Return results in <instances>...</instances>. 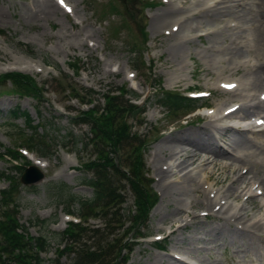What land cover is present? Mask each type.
<instances>
[{
	"label": "rangeland",
	"instance_id": "374dc122",
	"mask_svg": "<svg viewBox=\"0 0 264 264\" xmlns=\"http://www.w3.org/2000/svg\"><path fill=\"white\" fill-rule=\"evenodd\" d=\"M66 1L73 8L72 14H68L60 8V11L55 15L53 13L47 17L38 11L34 0H0V28L5 30V33L0 36V75L13 71L31 74L43 90V98L36 99L9 92L11 83L8 80L0 84V202L2 190L9 186L7 175L13 179L20 177L19 168L24 165L28 166L27 162L33 164V158H38L36 154L30 152L26 155L27 157H22L18 162H12L5 156V153L8 149H15L18 145L23 144L21 135L31 136L33 130L30 125L43 124L44 134H47L50 139L48 144L52 154L48 158L41 159L47 163L46 167L41 168L45 173V178L31 186L19 181L14 198L18 202V218L21 223L29 226V235H46L49 238L50 248L47 252L42 253L46 258L45 264L74 263L75 253L65 250L66 240H60L58 235L68 228L70 221L82 220L81 223L88 228H103L105 226V219L100 215L81 216L82 219L74 215L75 217L70 221L66 216V201L70 199L71 195L82 198L93 197L94 190L85 184V180L94 176V172L85 167V164L95 159L96 154L93 145L82 149L81 142L92 137L90 125L76 123L72 120L81 110H86L94 105L85 106L81 103V98H74V90L71 93L65 90L64 84H62L64 81H68L77 88L81 96L84 95L81 87L95 90L96 104L103 105L104 94L118 90V88L132 89L141 96L138 102L146 101L144 123L140 125L139 122L133 121V124L134 130L146 134V139L149 142L147 149L142 151V157L147 173L152 180L151 187L157 195V203L140 230L144 235H150V238L141 240L139 243L135 241L131 250H125L123 255L127 256V260L123 264H182L173 258L171 255L173 252L183 253L188 260H195L200 264H264L263 240H258L257 237H241L240 235L237 236L238 239L234 240L226 238L225 232L231 233L230 230L233 229L227 227V220L220 219V216L228 214L215 211L211 212L216 213L214 217L201 215L207 207L201 204L202 194L205 191L203 187L207 185L203 175L208 173L211 175L215 188L223 191L221 196L230 185L232 186L230 187L233 189L231 193L234 194L231 195L228 204L232 201L237 203L239 210L242 207H249V210L240 212L247 216V219L253 213L263 209L264 204L262 205L263 201L260 198H250L251 200L242 198L245 191L242 192L244 186L240 187V180L232 183L233 179L242 173L240 172L242 167L232 168V170L224 166L232 164L233 167H236L240 163L222 158L215 167L212 164L201 167L203 160L210 157V154L203 150L195 151L189 141H186L188 143L185 144L176 138L189 130L202 131L208 120L204 117L206 111L200 110L196 115L184 116L182 119L167 116L166 109L161 105L155 93V88L159 87L158 82L161 80V85L166 90L187 93L193 88L212 92V96L205 99V102L215 109L223 110L226 106L241 104L244 101L242 99L245 98L247 101L250 98L249 95L254 98V100L249 99L251 106L257 105L256 102L259 100L264 104L260 98L261 90L258 89L259 96L256 94L257 91L253 95V91H250L253 88L248 86L259 64L264 62V48L258 49L257 43L253 42V28L244 19L245 13L248 12L247 6L244 4L235 5L232 3L233 1L230 2L231 4L227 3L226 7H220L217 10L225 11L233 8L232 12L222 16V20L212 21L211 25L203 24L204 27L193 16L195 13L205 10L207 0H169L181 10L182 15L179 14L178 20L182 18V21L189 16L193 18L194 22L190 23L194 27L196 26L195 30L189 28L186 30L185 27L180 29L182 36H188V42L183 41L188 46L179 57H176L171 54L175 39L165 34L167 30H171L174 21L166 23L164 28L159 31L155 29L153 21L162 9L168 6L166 0H143L152 2V5L146 7L141 0L115 1L114 5L118 6V10L123 11L129 26H125L119 13L113 14L112 0ZM54 2L57 3V0ZM241 15L244 17L241 18ZM238 16L242 21L244 20V24L239 23L242 27L234 25L235 22L230 23L231 26L227 24L230 18L236 20ZM238 20L239 18L236 21ZM225 25L226 27H224ZM233 26L237 27L233 28ZM207 29L214 30L213 33L220 36L217 44L212 41V36L215 35L209 34ZM247 37L252 40L249 41ZM145 39L144 45L142 42ZM133 44L139 45L138 48L143 54L142 64L145 66L144 71L139 72V75L132 69L136 56L131 49ZM236 48L237 50L239 48L240 51H236ZM234 52L237 54L233 55ZM70 62H76L81 67L78 74L74 73ZM148 72L152 73L153 79L150 78ZM62 74H68L70 77L56 82L55 79L61 78ZM233 80L241 85L233 91L235 93L225 92L220 88V82ZM244 87L246 88L244 89ZM76 93L78 92L76 91ZM240 94L242 95L240 96ZM253 106L250 109H239L236 116L251 120L256 115H264L263 110L259 111ZM243 111H248V114H244ZM15 112L18 113L15 114ZM27 115L31 121L28 120ZM229 123L228 121L226 124ZM213 124L220 125L219 127L223 126V123L219 121ZM44 129L39 127L41 132H44ZM243 133L250 138L254 136H259L260 140L264 138V131L251 132L230 129L220 133L216 141L225 151L228 150L229 154L233 152L236 154L235 157L239 156L241 160L239 158L238 160L242 161L248 158L247 163L243 160L248 165L246 166L250 174L248 178L252 176L256 178L257 174L264 175V163L262 164L264 162V146L263 149H259L260 151L251 149L252 146L250 148L240 142L242 137H245ZM164 145L168 149L162 152L161 149ZM170 146L173 147L170 148ZM177 150L183 152L176 157L172 156L171 151ZM193 153H197V157L190 159ZM257 154L258 157H255ZM259 159L261 160L259 161ZM172 160L177 163H182L185 160L186 166H190H187L188 169L182 172L181 169L184 166H180L173 175L170 173L166 180L163 179L166 182H162V178L158 175L159 168L163 166V163H171ZM157 163H160V166ZM189 171L192 174L188 175V179L184 178L185 180H183L182 177ZM195 177L200 178L198 180ZM170 183L178 185L177 187L184 185L185 190L178 191L176 188L173 190L172 187L171 192H164L163 185ZM259 183L264 190V181L261 180ZM195 189L200 190L201 192H198L201 194L197 193ZM198 194L200 196L197 197ZM124 195L126 199L123 206L126 211H121L125 212V217H127L129 211L136 210L135 196L128 185ZM194 200L199 202L196 206L193 205ZM70 209L78 213L79 205L77 203L70 205ZM196 215L197 217H195ZM38 218L49 220L47 229L39 224H30V221L37 224ZM184 221L190 222L189 225L181 226ZM120 226V229L116 231L118 238L126 236L124 229L128 231L130 223L127 222L122 227ZM256 226L259 225L256 224ZM261 226L264 229V226ZM261 226L258 227L260 230H262ZM173 230L174 232L170 234ZM132 232H134L133 227L129 229V240H131ZM162 237L167 238L161 242L164 247L163 251L153 244L155 239ZM83 241L87 243L86 247L93 245L94 239L85 236ZM250 242L253 245L250 246ZM62 250L63 252H61Z\"/></svg>",
	"mask_w": 264,
	"mask_h": 264
},
{
	"label": "trees",
	"instance_id": "16d2710c",
	"mask_svg": "<svg viewBox=\"0 0 264 264\" xmlns=\"http://www.w3.org/2000/svg\"><path fill=\"white\" fill-rule=\"evenodd\" d=\"M145 42L146 39L142 43ZM138 47L139 45L133 44L131 48L136 55L135 66L139 65L141 59V49ZM1 79L11 80L19 95L43 98L42 90L28 74L12 72L2 75ZM72 89L75 97L81 98L83 104L94 105L87 110H81L72 120L90 125L92 137L81 142L82 149L93 145L96 157L85 164V167L94 172V176L85 180V183L94 188L93 197L71 195L66 201V211L80 218L100 215L105 219V226L88 228L81 222H69L68 228L58 235L60 240H66L65 250L75 253L73 264H123L127 260V256L123 255L124 251L131 250L135 241L144 237L140 230L157 203V195L151 187L152 180L148 177L142 157V151L147 149L148 142L145 135L135 131L133 126V121L142 123L141 115L145 109L132 102L131 97L135 93L131 90L123 88L112 90L104 94V104L101 105L95 102V90L81 87V91L84 92L81 96L77 88ZM116 91L117 94L114 93ZM159 101L172 112L196 106L195 101L174 92L163 93ZM27 117L31 121L29 115ZM40 126L44 129L43 124L30 125L33 132L31 136H23V141L28 147L35 148L40 155L48 157L52 155L51 148L45 140L50 139L44 134L45 129L44 132L39 131ZM5 155L13 162L19 161L21 157L20 152L13 149H8ZM19 170L21 175L25 166ZM6 178L9 180V187L2 190L0 202V264H45L46 258L42 253L50 248L49 238L46 235H29V226L21 223L18 218V202L14 198L20 177L13 179L7 175ZM127 185L135 196L136 210L129 211L125 217V212L121 210L126 211L123 204ZM75 203L79 205L78 213L70 209V205ZM30 222L31 225L39 224L45 229L49 226L47 219L38 218L37 224ZM127 222L130 226L128 231L124 229L126 236L118 238L116 231L120 229V225L122 227ZM132 227L134 232L129 240V229ZM85 236L94 239L93 245L85 247L87 244L83 241Z\"/></svg>",
	"mask_w": 264,
	"mask_h": 264
},
{
	"label": "bare ground",
	"instance_id": "6f19581e",
	"mask_svg": "<svg viewBox=\"0 0 264 264\" xmlns=\"http://www.w3.org/2000/svg\"><path fill=\"white\" fill-rule=\"evenodd\" d=\"M35 2H36V4H35V6L37 7V9H38V11H40V13H42V14H44V16L46 15L47 17H49L50 15H52L53 13V15H55V13H57V12H59L60 11V6L57 4V3H55L54 2V0H34ZM196 1V0H195ZM207 1H209V0H207ZM233 1V2H232ZM187 2V1H186ZM198 2V1H197ZM230 2H232V3H235V5H242V4H244V5H246L247 7L246 8H248V12L247 13H245L246 14V16H245V20H247V21H245V22H248L249 24H250V26H252V28H253V33L254 34H252L254 37H253V42L256 44L257 43V47H258V49L259 48H264V0H214V2L212 3V4H209L208 6H206V8H205V10H203V11H200V12H197V13H195L194 14V16H193V18H195V19H197V21H198V23H200V24H208V25H211V24H213V23H211L212 21H218L219 19H221L222 20V16H224V15H226L227 13H231L232 12V9H228V10H225V11H221V10H217L218 8H220V7H226V4L227 3H230ZM181 3H183V2H181ZM196 3V2H195ZM203 3V2H202ZM204 4V3H203ZM231 4V3H230ZM185 5H186V3H185ZM196 5V4H195ZM199 5H201V4H199ZM235 5H233L234 7H235ZM243 5V6H244ZM197 6V5H196ZM205 6V5H204ZM194 7V6H193ZM180 8V7H179ZM182 8V7H181ZM240 8V7H239ZM188 9V8H187ZM204 9V8H203ZM244 9V8H243ZM34 10V9H33ZM185 10V9H184ZM215 10H217V11H215ZM37 11V10H36ZM244 11V10H243ZM33 12V11H32ZM31 12V13H32ZM35 13V12H34ZM39 13V12H38ZM37 13V14H38ZM185 13H186V10H185ZM184 13V14H185ZM189 13V12H188ZM33 14V13H32ZM31 14V15H32ZM179 14H181L182 15V13H181V10L180 9H178L177 8V6L174 4V2H172V1H170L169 2V4H168V6L166 7V8H163L162 9V11L160 12V14L158 15V16H156V18L153 20L154 21V26H155V29L156 30H162V28H164V25L166 24V23H169L170 21H174V25H179V30H178V32H175V33H172V37H174L173 39H175V42H174V44H173V46H172V48H171V54L173 55V56H176V57H179L184 51H185V49H186V47L188 46V44H184L187 40H188V36H182L181 35V28H183V27H185L186 28V30H189V29H191V30H195L194 28H196V26L194 27V25L193 24H191L190 22H192V23H194L193 22V18L192 17H189V16H187V17H185L186 19H183L182 21H181V19L180 20H178V18L180 17V15ZM183 14V15H184ZM227 15H229V14H227ZM243 15H241V18H242V16ZM35 16V15H34ZM33 16V17H34ZM37 16V15H36ZM186 16V15H185ZM243 16V17H244ZM155 17V16H154ZM153 17V18H154ZM191 18V19H190ZM237 19L239 18V20L238 21H236L234 18H230L228 21H229V23H227V24H230L231 23V21H235L237 24H238V26H241L242 24L241 23H243V21H242V19H240V16H238V17H236ZM227 19V18H226ZM189 20H191V21H189ZM241 22V23H240ZM196 23V22H195ZM241 25H240V24ZM248 23H246V24H248ZM220 24V23H219ZM226 24V25H227ZM237 24H234V25H237ZM244 24V23H243ZM173 25V26H174ZM226 25L224 26V27H226ZM204 26V25H203ZM230 26H231V24H230ZM249 26V25H248ZM205 27V26H204ZM209 27V26H208ZM227 27H228V25H227ZM237 26H233V28H236ZM242 27V26H241ZM187 28H189V29H187ZM200 28V27H199ZM211 28V27H210ZM208 30V33L209 34H214L213 33V31L214 30H211V29H207ZM249 30V29H248ZM220 31V30H219ZM191 32V31H190ZM251 32V31H250ZM185 33V32H184ZM207 33V34H208ZM252 33V32H251ZM218 34V33H217ZM184 35V34H183ZM190 35V34H189ZM215 36H212V35H210V36H212V41H214L216 44L219 42V40H220V36H216V34H214ZM219 35H220V33H219ZM222 35V34H221ZM171 36V35H170ZM177 38V39H176ZM225 38V37H224ZM246 38V37H245ZM252 38V37H251ZM247 39H248V37H247ZM234 40V39H233ZM233 40H231L232 42H233ZM249 40V39H248ZM247 40V41H248ZM252 39H250L249 41H251ZM183 41H185V42H183ZM191 41V40H190ZM212 41H211V43H212ZM218 41V42H217ZM238 41V40H237ZM188 42V41H187ZM240 42V41H239ZM244 42H245V40H244ZM214 43V44H215ZM251 43V42H250ZM253 43V44H254ZM213 44V43H212ZM211 44V46H213ZM235 44V43H234ZM241 44V46H242V44H243V42L242 43H240ZM252 44V43H251ZM233 45V44H232ZM237 45H238V43H237ZM248 45L250 46V44L248 43ZM245 46H247V45H245ZM217 47V46H216ZM238 47V46H237ZM215 48V47H214ZM245 48H247V47H245ZM249 48V47H248ZM254 48H256V47H254ZM213 49V48H212ZM230 49V48H229ZM241 49V48H240ZM243 49H244V47H243ZM238 50H239V48H238ZM237 50V48H236V51H238ZM232 51V50H231ZM235 51V50H234ZM240 51V50H239ZM235 53L237 54V52H234V54L233 55H235ZM233 55H232V57H233ZM237 56V55H236ZM242 56V55H241ZM241 56H238V57H241ZM258 65V64H257ZM238 66V65H237ZM253 66H256V65H253ZM253 69H255V68H253ZM250 85H248L249 87L251 86V88H253V89H248V90H250V91H253L252 92V94L254 93V92H256L257 91V93L256 94H258V89H260L261 91H263V92H261L260 90V95L261 94H264V62L263 63H260L259 64V67L257 68V71H255L254 72V74H253V76H252V79H251V82L249 83ZM243 85V84H242ZM245 85V84H244ZM238 86H241V85H238ZM247 87V86H246ZM246 87H244V89L246 88ZM243 88V87H242ZM238 89V88H237ZM235 91V90H234ZM239 92H241V91H239ZM238 92V93H239ZM249 92V91H248ZM233 93H235V92H233ZM243 94V93H242ZM242 94H240V96L242 95ZM251 94V93H250ZM255 94V93H254ZM253 94V95H254ZM250 96V98H248V103H247V101L245 100V98L244 99H242V100H244L243 102H242V106H241V108L242 109H250V107H252L250 104H249V99H253L254 100V98H252V96L251 95H249ZM249 96H247V97H249ZM258 96H259V94H258ZM239 97V96H238ZM254 97V96H253ZM242 98V97H241ZM233 99V98H232ZM247 99V98H246ZM254 103V102H253ZM252 103V104H253ZM257 103V105H255V106H253V108H256L257 110H263L264 111V104H262V103H260V100H259V102H256ZM222 108V107H221ZM224 108V107H223ZM229 108V107H228ZM228 108H226V109H224L223 110V112H221V117L218 115V114H216L217 115V119H221V120H226L227 118H234V119H231V120H233L234 122H236V123H243L244 122V120H241V119H237L238 117H236L235 115L238 113V111H236V112H233V111H230V112H228V113H225V111L228 109ZM241 110V109H240ZM244 112V114H248V111H243ZM250 112H252V111H250ZM253 112H257V111H253ZM264 113V112H263ZM262 115V114H261ZM213 116H215V115H213ZM239 116V115H238ZM240 116H241V114H240ZM260 118H262L261 116H259V117H257L256 118V121L258 120V119H260ZM216 119V120H217ZM237 119V120H236ZM218 122V121H217ZM230 122V121H229ZM223 124H225V123H223ZM228 125V124H227ZM220 125H213L212 124V121L211 120H207V123H206V125H205V127H203V129H202V131H200V130H189V131H187V132H185V133H183L181 136H179L178 138H176V140H178V141H182V142H184L185 144L186 143H188V142H186V141H189L194 147L193 148H195L194 150L195 151H197V150H203V151H206L207 153H209L210 154V157H208V158H206V159H204L203 160V163L201 164V167H205V166H207V165H209V164H212V165H214V167H215V165H216V163L220 160V159H228V160H232V161H234V162H237V163H240L238 166H236V167H233V165L232 164H230V165H224V166H226V167H229V169L231 168H239V167H243V165L242 164H244L245 166L244 167H246V166H248V165H246V163H247V159L248 158H246V160L245 159H243L244 161H246V163L242 160V161H240L241 159H240V157L238 156V157H233L231 154H229L228 153V151L226 150H224V148L220 145V143L218 142V141H216L218 138H217V136L221 133L222 134V132H221V130H222V128H220L219 127ZM223 127L225 128V129H227V130H230V129H235V128H232V127H230V126H224L223 125ZM221 129V130H220ZM246 130H250V128H247V129H243L242 131H246ZM261 130H264V129H261ZM226 131V130H225ZM235 133V132H234ZM244 134V133H243ZM245 135V137H242V139H241V141L240 142H243V144H245V145H248L250 148H251V146H252V148L251 149H255V151H257V150H259V149H263V146H264V140H262V139H264V138H262L261 140L259 139V136H254V137H252V138H250V136H248V135H246V134H244ZM243 135V136H244ZM220 136V135H219ZM222 137V136H221ZM169 138V137H168ZM225 138V137H224ZM230 138V137H229ZM234 138V137H233ZM228 139V138H227ZM172 140V139H171ZM232 140V139H231ZM235 140V139H234ZM227 141V140H226ZM229 142V141H228ZM237 142H238V140H237ZM178 143V142H177ZM176 143V144H177ZM230 143V142H229ZM167 144V143H166ZM175 145V144H174ZM164 147V148H163ZM171 147H173V146H170V148ZM177 148H179V147H177ZM166 149H168V147L167 146H162V149H161V151L162 152H164V151H166ZM185 151V150H184ZM248 151V150H247ZM260 151V150H259ZM264 151V150H263ZM181 152H183V151H181ZM180 151L178 152V150L177 151H171V155L172 156H174V157H176V155H179L180 153H181ZM186 152V151H185ZM250 152V151H249ZM192 153V152H191ZM206 153V154H207ZM255 153V152H254ZM253 153V154H254ZM259 153H261V152H259ZM264 153V152H263ZM251 154V152L249 153V155ZM264 155V154H263ZM240 156H241V154H240ZM191 158L190 159H195L196 157H197V153H193L191 156H190ZM242 157V156H241ZM247 157V156H246ZM255 157H258V154H257V156H255ZM157 158V157H156ZM236 159V160H234V159ZM238 158L240 159V160H238ZM260 158H261V156H260ZM255 159H257V158H255ZM254 159V160H255ZM262 159V158H261ZM261 159H259V161L261 160ZM189 161V160H188ZM256 161V160H255ZM35 163L38 165V166H40L41 168H43V166H45V163H44V161L43 160H39V159H35ZM199 163H201V162H199ZM219 163V162H218ZM217 163V164H218ZM236 163V164H237ZM261 163V162H260ZM264 162H262V164H263ZM186 164H187V162L184 160L182 163H177L176 161H173L172 160V162L171 163H163V166L161 167V168H159V172H158V175L162 178V182H166V181H164V180H166V178L168 177V175L170 174V173H172V175L176 172V170L177 169H179V167L180 166H184L182 169H181V172L182 171H185V170H187L188 169V167L187 166H190V165H187L186 166ZM191 164V163H190ZM157 165H159L160 166V163H157ZM217 166V165H216ZM210 167V166H209ZM256 167V166H255ZM257 168H259L258 166H257ZM199 169H200V167H199ZM204 169H206V168H204ZM264 169V168H263ZM233 170V169H232ZM194 171V170H193ZM202 171H203V169H202ZM207 171V170H206ZM210 171V170H209ZM238 171V170H237ZM192 172V171H191ZM204 172V171H203ZM208 172V171H207ZM214 172V171H213ZM178 173V172H177ZM190 171L189 172H186L185 174H184V176L182 177L183 178V180H185V179H188L189 178V176L188 175H191L192 173H190ZM201 173V172H200ZM236 173V172H235ZM241 174V173H240ZM235 175V174H234ZM237 175V174H236ZM248 175H250L249 174V171H247V173L245 174V175H239L238 174V176L236 177V179H234L233 180V182L232 183H235V182H237L238 180H240L241 181V183H240V187L242 188L243 186V189H242V192L243 191H245L243 194L244 195H252V193H254V186H255V184H257L258 186H256L257 188H256V191L260 188L259 186H260V183H259V181H261V180H263L264 181V175L262 174H257L258 176L255 178L254 176H252V177H250V178H248ZM196 176V175H195ZM191 177V176H190ZM201 177H202V175H201ZM203 177L206 179L205 181V183L207 184L205 187H203L204 188V192H203V194H202V196H203V199H202V203L201 204H204L205 206H207L204 210H211V207H213V206H215V208L216 207H220V209H219V212H224V213H226V215L227 216H225L224 218H223V220H227V223H226V225H227V227L229 226L230 227V229H231V227H232V229L233 230H230L231 231V233L230 232H225V234H226V238L227 237H229V238H231L232 240H234V239H238V235H240L241 237H245V236H248V237H257V239L258 240H263L264 241V229H263V227L261 226V225H263L264 226V208L263 209H261V210H259L257 213L255 212V213H253L252 214V216L249 218V219H247L246 217L247 216H245L244 214H242V213H240V212H243V211H245V210H249L250 208L248 207H242V209L241 210H239L238 209V204L237 203H235V202H233L232 201V203H230V204H228V201H229V199L231 198V195L233 196V194L234 193H231V191L233 190L232 188H230V187H232L231 185H230V187L228 188V189H226V191L223 193L224 195L223 196H221L222 195V190L221 189H219V188H215V186H214V184H213V182H212V179H211V175L208 173V174H206V175H203ZM185 178V179H184ZM196 179H198V178H200V177H195ZM255 178V179H254ZM164 179V180H163ZM199 180V179H198ZM198 180H195V181H198ZM201 180H203V179H201ZM214 180V179H213ZM188 181V180H187ZM190 181H191V179H190ZM189 181V182H190ZM200 182V181H199ZM180 184H182L181 182H179ZM203 183V182H202ZM171 184V183H170ZM170 184H164L163 185V188H164V192H171V190H172V187H173V190H175V188H176V190L178 189V191H180V190H185L184 189V185H182V186H179V187H177L176 185H170ZM200 184V183H199ZM202 185V184H201ZM217 185V184H216ZM187 186V185H186ZM194 186V185H193ZM192 186V187H193ZM261 186H263V185H261ZM189 187V186H188ZM264 187V186H263ZM187 188V187H186ZM198 188V187H197ZM196 188V189H197ZM189 189H190V187H189ZM195 189V190H196ZM239 189V188H238ZM198 191H200V190H198ZM197 190H196V192L197 193H199ZM235 191V190H234ZM189 192V191H188ZM201 192V191H200ZM241 192V191H240ZM179 193V192H178ZM199 194H201V193H199ZM197 195V197L198 196H200V195ZM241 194V193H240ZM182 195V194H181ZM169 196V195H168ZM239 197V196H238ZM254 198V195H252V196H250L247 200H249L250 198ZM262 197H264V195L262 196ZM195 199V198H194ZM226 199V200H225ZM233 199V198H232ZM181 200V199H180ZM223 200H225V201H223ZM251 200V199H250ZM199 201H201V200H199ZM181 203V202H180ZM194 204V206H196L199 202H197L196 200H194V202H193ZM245 203H246V201H245ZM262 205H263V203H262ZM190 206V205H189ZM243 210V211H242ZM195 212V211H194ZM251 212H252V210H251ZM245 213V212H244ZM176 215V214H175ZM221 215H222V213H221ZM231 215V216H230ZM170 217V216H169ZM195 218V217H194ZM173 219V218H172ZM176 219V218H175ZM222 220V221H223ZM196 221V220H195ZM175 222V221H174ZM197 222V221H196ZM253 224H252V223ZM173 223V222H172ZM251 223V224H250ZM256 224H258L259 226H261L262 227V230H260L257 226H256ZM184 226L185 225H189V223H184L183 224ZM221 229V228H220ZM218 230V229H217ZM219 231V230H218ZM225 231H226V229H225ZM257 231H260V232H257ZM174 231H172L171 233H173ZM242 233V234H241ZM170 238V237H169ZM253 238V239H254ZM252 239V240H253ZM250 240V239H249ZM258 240H257V242H258ZM248 241V240H247ZM256 243V242H255ZM259 243V242H258ZM257 243V244H258ZM250 244V246L251 245H253V243H249ZM257 246V245H256ZM256 246H255V249H256ZM258 247V246H257ZM262 247V246H261ZM159 263V262H158Z\"/></svg>",
	"mask_w": 264,
	"mask_h": 264
},
{
	"label": "water",
	"instance_id": "95a60500",
	"mask_svg": "<svg viewBox=\"0 0 264 264\" xmlns=\"http://www.w3.org/2000/svg\"><path fill=\"white\" fill-rule=\"evenodd\" d=\"M44 173L38 168L31 166L23 174L21 181L25 185H34L44 179Z\"/></svg>",
	"mask_w": 264,
	"mask_h": 264
}]
</instances>
